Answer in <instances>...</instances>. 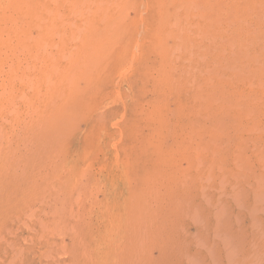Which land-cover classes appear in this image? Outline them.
<instances>
[{
  "label": "rangeland",
  "instance_id": "obj_1",
  "mask_svg": "<svg viewBox=\"0 0 264 264\" xmlns=\"http://www.w3.org/2000/svg\"><path fill=\"white\" fill-rule=\"evenodd\" d=\"M0 264H264V0H0Z\"/></svg>",
  "mask_w": 264,
  "mask_h": 264
}]
</instances>
